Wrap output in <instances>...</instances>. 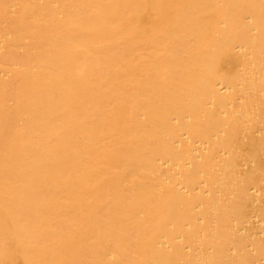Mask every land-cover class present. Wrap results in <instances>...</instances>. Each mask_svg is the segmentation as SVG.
I'll return each mask as SVG.
<instances>
[{
	"label": "bare ground",
	"instance_id": "1",
	"mask_svg": "<svg viewBox=\"0 0 264 264\" xmlns=\"http://www.w3.org/2000/svg\"><path fill=\"white\" fill-rule=\"evenodd\" d=\"M0 264H264V0H0Z\"/></svg>",
	"mask_w": 264,
	"mask_h": 264
}]
</instances>
